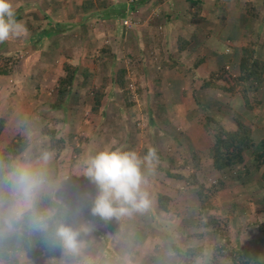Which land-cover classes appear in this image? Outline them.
Instances as JSON below:
<instances>
[{
	"label": "rangeland",
	"instance_id": "374dc122",
	"mask_svg": "<svg viewBox=\"0 0 264 264\" xmlns=\"http://www.w3.org/2000/svg\"><path fill=\"white\" fill-rule=\"evenodd\" d=\"M9 2L12 5L15 15L20 14V16L22 15L21 17H30L31 13H37L36 11L32 10L33 8L28 5V3H26L28 6H24V9L22 8V10H17V6L23 4L21 0H9ZM236 2H238V0H232L233 4ZM250 3H253L254 6ZM244 4V15L253 18L254 21L251 23V25H249V21L247 26L245 24L243 25V29H245L243 43H253L254 47L255 45L257 46L258 55L264 56V0H247V2L244 1ZM254 9H257L260 15L254 14ZM239 11L240 10L237 9V12L233 14V17H241ZM36 15L39 17L38 13ZM131 22V19L126 18L124 20L125 24H123L126 25L127 28V26L131 25ZM20 27L21 28L18 31V34L11 36L9 40L0 44V56H12L15 59L11 72L7 76H0V118L5 119V123L2 128V131L3 129L4 131L0 132V147H4L14 135L27 137L28 141H31V146L29 145L28 151L26 155L23 156V158H21L18 162L14 161V170L7 176V180L10 183L9 194L5 195L0 191V219L2 221H7L9 218H16L20 213L27 209L33 199L44 194L49 196L53 190V187H51V185L53 186V181L51 182L48 180V177L52 175V173L50 174L47 171L49 168L55 169V174H59L61 176V181L64 180V176L68 179L81 178L75 176L77 171L80 169H78L79 166L78 168H73L75 164L73 166L71 165L74 159L72 158V150L66 142V139L68 135L75 133L73 136L76 141V146L79 149L81 148L83 139L87 140L85 143L90 146L92 144L90 137L86 138L85 135L82 134L84 133L85 125L88 124L91 128L96 123L101 124V128L98 130V133L96 130H94V133L92 132L93 135H95L93 136L94 140L93 145L91 146L92 148H94L96 143L95 138H98L97 141H104V146L102 147L104 150H109L110 147H116L121 151H124V146H134V152L140 156L139 153L141 152V149H143L145 144H148L147 135L143 133V131L146 130V127L151 126V135L153 134V136H155L159 134L156 133L157 129L162 130L163 132L164 127L166 125H170V123L167 122V119H163L164 117L167 116L169 120L173 118L174 120H178L180 123L179 116H176V113L173 114V110H171L174 109L170 102L172 94L169 92V85L166 84L167 82L165 81L167 77L169 78V74H173L178 79L180 75L182 79H185V85L183 86L186 90L184 93V98L187 100H185V102L183 100L184 108L186 109V107H191V120H197L196 124L198 130L200 128V124L202 125L204 118L208 116L219 122L225 127V129L234 128V120H239L240 122L249 125L252 128L251 139L255 146L258 144L259 140L264 138V80L256 88L248 92L247 96L251 108L250 110H247L243 106L240 96L229 98L219 94L218 92H212L209 89H199V81L201 79L199 80L195 78V76L193 78L190 70L185 69L184 66L180 69H177L175 64V68L171 69L160 66V64L156 61L155 64L157 65V68L155 70H140L139 68H136L137 64H131L129 59H126L124 53H121L119 56L120 59H124L125 63L124 64L121 61L122 65H124L123 67H125L126 78V93L124 95L121 94V90L118 89V87L109 85L110 90H108L111 94L107 96L105 102L100 103V107L96 113L91 112L89 100L87 101V98L85 97L81 102H74L72 100L68 102L64 101L63 105H65V110L63 112L62 110H59L57 112L53 111L51 113L49 110H43L41 109L42 107L40 104L36 103L32 99V87L39 88V85H36L39 83L38 80L42 82L44 77L46 78L45 83L43 82V88H45V96L47 99L44 104L49 107V102L51 99H53L54 88L51 81L57 79L59 75H62V64L59 65L60 61H58V64H56L55 59L52 60V63V61H50L51 59L48 58V54L47 56L46 54L41 56V53H38L37 51L39 48H42L41 50L43 52L44 50L46 51V46L44 43H38L37 46V43L34 42L30 35L27 36V34L25 38H22V36L25 34L21 25ZM27 37L29 38L27 39ZM219 42L221 41L216 43L217 57L219 54L222 55L223 53V48L222 46L220 47L222 42ZM229 42L230 41L228 40V43L226 44H231ZM6 49L11 51L6 53L4 52ZM228 49H231L228 52L231 58L234 56L237 59L238 52L232 50L230 47H228ZM98 51L99 49H96V52ZM99 55H101L99 52L97 54L93 53V56H89L88 58L94 60L98 58ZM167 55L168 62L175 61L173 57L171 58L172 54L166 53L165 56ZM38 57H40L42 61L36 62L33 67H29L28 65H31L29 64L30 61L32 63L35 61L34 59H37ZM219 57L223 60H226L227 58L226 56ZM160 61L162 62V60ZM226 66L228 68L225 70L230 76H232L234 71L230 69V64L227 63ZM98 68L99 67L97 66V63L94 62V67L92 71H90L91 76H88L89 80L85 87L86 91L90 92L91 89L93 90L96 88L99 85L100 79L103 78L105 71H101ZM162 69H164V71L162 74H160V70ZM175 72L177 74H175ZM203 72L204 71L201 70L199 74ZM165 73H167V75ZM157 76L160 77V81L156 80ZM22 79L24 82H22ZM207 93L212 94V96L208 94L211 98H213L211 104L210 98L208 99L207 97ZM202 95H204V97H202ZM129 102H131L130 105L128 104ZM34 106H36L37 110L34 108ZM19 114L22 116V118L18 117L17 119ZM13 116H16L15 119H13ZM73 122L76 126H73ZM149 122H151V124ZM68 124H71L70 127ZM171 127L170 131L171 129L175 128ZM48 130H53L55 132L54 137L57 139H63L65 141L63 149L57 151L50 150L52 153L49 151L48 138L45 132ZM211 133L212 129H209V132L205 133V142L201 141L202 143L195 148L196 150H194L189 148V145L186 142L187 140L184 139L185 136L178 132L179 143L177 144V151H174L173 155L171 151H161V155L163 158L166 157L168 159H173L170 170L173 171L172 173H179L183 177H186L191 173L192 168H189V166L192 165L190 155H193L198 163V169L195 172L197 181L204 186V189H208L210 187L213 188L214 186L216 187L214 188L216 192L213 198L216 209L211 212L219 220L226 221V223L228 222V219L233 218L232 221L234 228H232V231L235 232L240 230L238 236L236 237L238 240L240 239V234L244 233V236H242L243 238H241V240L245 244L251 243V235L255 233L259 238L257 239V243L254 241L253 244L257 245L256 247H258L261 242L264 243V234L260 232V226L264 224V181L260 180L261 168L257 169L252 159L255 146L243 153V163L241 165H237L236 167L227 171L225 174H221L219 172L213 171L210 168L209 148L211 145ZM176 134L177 133L174 132L170 136L174 137ZM78 138H80V142ZM35 152H37V156L36 158H32ZM46 155L47 160H45ZM171 156L172 158H170ZM79 163L82 164L81 169L85 167L82 162H78L76 166L79 165ZM155 164L156 163L149 164L146 166V168L143 164L141 166L142 176H147L148 178L149 175L152 176V174L162 175L164 173L162 172L163 170H161V168L169 167L166 160L162 161V163H158L161 168L159 166L156 168ZM21 166L27 167L37 180V185L32 189L28 198H25V195L17 181L18 169ZM217 182H219V184H217ZM84 183L87 190L92 189L91 182L89 180H87V182L85 181ZM179 183V189L176 188L177 192H185V194L188 195L189 186L185 185L181 181H179ZM60 186H62V184ZM191 187L195 192V186ZM189 200V204L191 205L197 201L196 196H191V199L189 198ZM58 201L62 202L61 200ZM230 201L232 202V206L235 207V211L227 212L230 210H227V205L231 203ZM246 208L248 212L246 211ZM80 210L83 211L84 207ZM80 210L77 209V212ZM78 213L73 214L74 216L72 215L71 222L70 224H66L67 226H70L74 229L79 225V221H83L85 224L82 225H87L88 227H94L93 229H97L95 228L94 224H89L90 221L84 218L85 214H80L82 217L81 218ZM84 213H89V215H92L90 205H88L87 208L85 207ZM181 215L185 214L179 213V217H182ZM93 217L98 218V216L94 215ZM183 218L185 220L183 219L184 224H181L180 230L182 231L179 233L178 247L179 249H182L181 251H184V249L188 246L189 248H197L195 246L193 247L194 243L196 245L200 243L201 246L198 247L202 248L201 258L193 259L194 264H230L228 259H224V257L220 258L217 254H215L213 246L216 244L217 239L211 233L209 234L202 229L197 230L195 228L196 226L194 227V216ZM191 224H193V226H190ZM80 227L81 226L79 225L78 229ZM199 231H201L203 237L200 239L201 242H195L197 238L193 236V234ZM11 232L12 231L7 229H1L0 236L10 234ZM81 233L84 235L85 232ZM99 233L102 234V236L99 238L100 241L102 240L101 253L105 257L104 259H100V257H102L100 255V257L96 258L95 261L77 260L74 259L73 253L66 251L62 247V256L60 259L53 261L46 259L45 261L43 259L36 263L33 262L32 264H143L148 258L147 253L151 251L149 249H152L151 245H148L145 248L143 245L136 246V249L134 247H130L129 251L132 252L133 249L136 250H133L135 257H132L136 259L135 263L132 262L133 260H130V262L128 260H116V262L111 263L108 261V253H111V251L114 250L113 246H109L107 251L104 250V244L110 239L111 236L105 237L104 234L107 236L109 232L104 229L103 231H99ZM86 236H89L90 240L92 237H95V235H93V231L86 233L82 238L79 234L77 237L78 242L86 240ZM128 237L125 235V233L124 236L121 234L116 243L117 248H115L114 251L125 252L127 250V243H130V240L132 241V239ZM230 237L231 240L234 241V237ZM137 238L138 237L135 239ZM165 241L169 244V237L165 239ZM165 241L164 239H161V237H155L153 243L156 242L157 245H160L163 242L165 244ZM86 246L90 247L88 250L86 248L87 253L93 250L92 246ZM250 246L251 244L246 245V249H248L246 252L248 255L250 254ZM262 250H264V248H262ZM142 256L143 258H141ZM254 257H257L256 254H254ZM243 259L247 258L243 257ZM21 260L22 262H20V264H25L24 261L28 260V256H24Z\"/></svg>",
	"mask_w": 264,
	"mask_h": 264
},
{
	"label": "crops",
	"instance_id": "0c3cea01",
	"mask_svg": "<svg viewBox=\"0 0 264 264\" xmlns=\"http://www.w3.org/2000/svg\"><path fill=\"white\" fill-rule=\"evenodd\" d=\"M244 1L247 2V0H238V2L233 4L232 0H134L132 3H126L125 0H21L23 4L18 5L16 8L17 10H22V8L24 9V6L26 7L30 5L33 8L32 10L38 13L39 17H37V13H31L30 17H21L22 15L20 16V14H16L15 16H18L16 23H20L19 25H21L24 30L25 35H23L22 38H25L27 34V36L30 35L34 42L37 43V46L38 43H44L46 46V51L44 50V52L41 50L42 48L38 49L37 52L41 53V56L44 54L47 56L48 54V58L51 59L50 61L55 59L56 64L60 61L59 65L67 63L75 67L77 72H82V74L86 75L85 80H82L80 76L75 77L64 101L68 102L72 100L74 102H81L85 97L91 104L92 89L89 92L86 91L85 87L91 76L90 71H92L94 67V62L97 63L99 70L105 71L103 77L110 75L107 77V86L104 89V96L101 99V103H103L107 99V96L111 94L109 93V85L117 87V82L112 74L113 71L116 69L125 70V67H123L124 65H122L124 59L119 58L121 53H124L126 59H129L131 64H137L136 68H139L140 70H155L157 68V65L155 64L156 61L159 64L161 62L160 60L166 62L168 61V55L165 56V54H172V56H170L175 60L172 61L176 64L177 69L184 66L185 69L190 70L193 78L194 76L199 80L207 78L211 72L217 70L220 62L223 65L226 64L224 63L226 60L219 57L225 56V53H222V55L219 54L217 57L216 43L218 41L222 42L219 43H221L220 47L222 46L223 50L225 48V43H228V40L231 44L227 45H229L232 50H238L244 45L243 40L245 37V29H243V25L245 24L247 26L248 21L249 25H251L254 21L253 18L244 15ZM26 3H28V5H26ZM250 4L254 6L253 3ZM237 9L240 10L241 17H233V14L237 12ZM38 11H41L42 13H39ZM254 14L260 15L257 9H254ZM126 18H129L132 21L131 25L127 26V28L126 25H124V20ZM28 38L29 37H27V39ZM179 41L182 42V45L185 44V46H183L184 48L182 50L178 51V49L176 50V45ZM96 49H99L98 52L101 53V55L96 58L97 60L89 59L88 57H92L93 53H98L96 52ZM9 51L11 50H4L6 53ZM255 55H258L256 45ZM233 57L231 58L232 63L237 61V59ZM34 60L35 61L32 63L30 61L29 64L31 65H28L29 67H33L36 62L42 61L40 57ZM197 60H199V63L198 65H195ZM201 70L204 72L199 74ZM163 71L164 69L160 70V74H162ZM165 74L167 75V73ZM175 74L177 73L175 72ZM159 78L160 77L157 76L156 80L160 81ZM45 81V77L42 82L38 80L39 83L36 85H39V88L32 87V90L30 89L31 92H33L32 99L36 103H39L43 110H49L51 113L59 110H62L63 112L65 110V105L63 104L60 109H52L50 108V105L47 107V105L44 104L47 100L45 96L46 91L45 88H43ZM55 81L56 79L51 81L53 87ZM165 81L167 82L166 84L169 85V92L172 94L170 102L174 109L171 110H173V114L176 113V116H179L180 123L173 118L169 120L166 116L163 119H167V122H169L170 125H166L163 132L162 130L157 129V132H155L159 134L155 136H153V134L151 135V126L146 127V130L143 131V133L147 135L148 144H145L143 149H141V152L139 153L140 157L142 158L141 153L143 150H154L161 158V160L151 161L150 164L156 163V168L157 166L160 167V165H158L159 162L162 163L164 160L173 161V159H168L166 157L163 158L161 151H171L172 155L174 154V151H177V144L179 143L178 132L185 136L184 139L187 140L186 142L189 145V148L194 150H196L195 148L199 144L205 142L204 139L206 135L201 124L198 130L196 124L197 120H191V107L184 108L183 100L184 102L187 100L184 98V93L186 91L183 87L185 85V79H182L180 75L178 79L173 74H169V78L167 77ZM22 82H24V80ZM124 85H126V82ZM208 94L210 95V93H207V95ZM202 97H204V95H202ZM53 100L54 96L49 104H51ZM34 108L36 109V106H34ZM15 117L13 116V119H15ZM18 117L22 118L20 114L17 116V119ZM149 123L151 124V122ZM71 124H68V126L70 127ZM73 126H76L74 122ZM170 127H175V130L171 129L170 131ZM100 128V123H96L91 128L88 124L85 125L84 133L82 134H84L86 138L90 137L92 144L89 146L85 143L87 140L83 139L80 152L77 156L72 157L74 160L73 162L71 161V165L73 166L75 164L73 168H78L79 166L78 169L80 170L77 171L75 176L81 177L80 179H68L64 176V180L61 181V176L55 174L56 172L54 168H49L47 170L48 173H52V175L48 177V180L51 182L53 181V186L51 185V187H53L52 191L54 192H49V196L69 210L70 217L67 224H70L72 215L79 212L78 214L80 217V214H85L84 218L90 221L89 224H94L95 228H97L93 229L94 227H90L95 237H92L90 240V237L86 236V240L79 242L80 248L78 254L73 253L74 259L95 261L100 255L102 256L100 259H104L105 257L101 253L102 240L100 241L99 238L102 236L99 231H103L104 229L109 232L107 236L106 234H104V236H111L104 244V250L106 251L109 246H113L114 250L117 248L116 243L121 234L124 236L125 233L127 237L129 236L132 239V241L130 240V243H127V250L125 252L112 250L111 253H108V261L111 263L116 262V260H128L129 262L130 260H133L132 262L135 263L136 259L132 257H135L133 250L136 251V246L143 245L145 248L146 246L151 245L152 249H149L151 251L147 253L148 258L143 264H176L177 258L172 252L170 245L173 244L179 249V233L182 231L180 230L181 224H184L183 217L194 216V222L197 214V201L195 200L196 202L193 205L189 204V198L191 199V196H195V192L191 186H189V193L187 195L185 192H177L176 188L179 189V181L168 178L164 174H152V176L149 175L148 178L147 176H144V183L141 185V190L147 193L148 206L146 208L135 210L131 209V206H126L130 208L128 214L119 217H112L107 221L101 219L99 216L98 218H94L93 215L84 213L85 207L87 208L88 205L92 208L93 200L97 192L95 184L91 183L92 189L87 190L84 182L89 180L85 176L87 160L90 156H94L97 152L104 150L102 149L104 141H97L98 138H95L96 143L94 148L91 147L94 140L93 136H95L93 135L95 132L94 130L98 133ZM174 132L177 133L176 136L171 137L170 135ZM25 138L27 139V137ZM27 142L29 143L27 148L15 161L18 162L26 155L29 145L31 146V141H28L27 139ZM116 149L118 148H109V150ZM123 149L124 151H134L135 148L134 146H124ZM50 152L52 153V151ZM36 156L37 152L34 153L32 158H36ZM170 158H172V156ZM78 162H82L85 167L81 169L82 164L80 163L76 166ZM144 165L146 168L149 164L145 163ZM169 172L172 171L169 170ZM61 184L62 186H60ZM157 194L168 198L165 211H161L156 205ZM57 199L62 202H59ZM83 207L84 210H80L83 209ZM77 209L80 211L77 212ZM227 210V212L235 211L232 202L227 205ZM246 211L248 212L247 208ZM179 213L185 215L179 217ZM232 220L233 218L228 219L227 222L228 235L229 237H234V241L231 240V237L229 238L230 245H237L242 257L251 258L255 261H264V250H262V248H264V243L261 242V244L256 247L257 245H254L253 243L254 241L257 243L259 237L253 233L251 235L252 241L249 248L250 254L248 255L246 252V250H248L246 249V245L250 244L242 242L241 238H243L242 236H244V233L240 234L239 240L236 238L240 230L235 232L232 231V228H234ZM79 222L80 226L85 224L83 221ZM78 226L74 229L78 230ZM190 226H193V224ZM86 233H90V231L85 232L84 235ZM80 235L81 238L84 236L81 232ZM136 237L138 238L135 239ZM155 237H161L164 241L169 237L170 243L168 244L165 241V244L163 242L160 245H157L156 242L153 243ZM200 239L197 238L195 242H201ZM86 245L92 246L93 250L87 253L86 248L88 250L90 247H87ZM194 246L198 247L201 245L200 243L198 245L194 243L193 247ZM130 247H134L135 249L131 252L129 251ZM254 254H256L258 258L254 257ZM24 256H28V260L24 261L25 264L36 263L44 259L43 257L33 259L28 254L20 253L18 254L19 264L22 262L21 259ZM141 258H143V256Z\"/></svg>",
	"mask_w": 264,
	"mask_h": 264
},
{
	"label": "trees",
	"instance_id": "16d2710c",
	"mask_svg": "<svg viewBox=\"0 0 264 264\" xmlns=\"http://www.w3.org/2000/svg\"><path fill=\"white\" fill-rule=\"evenodd\" d=\"M134 2V1H133ZM132 3V2H131ZM18 16H14L16 21ZM185 46L179 41L176 45V50H182ZM225 43L223 54L225 53L226 63L221 62L217 70L211 72L207 78L199 81V89L211 90L218 92L221 95L232 98L240 96L245 109L250 110V102L248 99V92L260 85L264 80V56L255 55V47L253 43H246L242 45L237 51V61H231L229 50ZM230 60V61H229ZM15 59L12 56H0V76H7L14 65ZM160 62V66L167 68H175L173 62ZM199 60L195 62L198 65ZM230 64V69L234 71L230 76L225 70ZM226 66V67H225ZM224 68V69H223ZM62 75L56 79L53 88L54 100L50 104L52 109L62 108V104L66 98L72 82L75 77L80 76L85 80L86 75L82 72H77V69L67 63L61 66ZM117 87L121 90V94L126 92L125 70L116 69L112 73ZM84 86V85H82ZM107 86V77H103L99 85L91 91L90 110L96 113L100 107L101 99L104 96V89ZM212 96V94H210ZM210 104L212 99L210 96ZM126 98V97H125ZM131 102L128 104L130 105ZM234 128L225 129L215 119L206 116L202 123V128L205 133L212 129L211 145L209 148L210 168L221 174H225L230 169L241 165L243 163V153L253 148L255 145L251 139L252 128L239 120H234ZM5 119L0 118V132L2 131ZM48 138L49 150H61L64 148V140L54 137L53 130L45 131ZM44 132V133H45ZM79 142H80V138ZM66 142L72 150V155L77 156L80 149L76 146V141L73 135H68ZM28 146L25 137L14 135L4 147H0V191L8 195L10 183L7 176L14 170V161L17 160ZM253 162L257 169L261 168L260 180L264 181V138L258 141L254 147ZM148 150H143L142 158L146 156ZM191 158V173L186 177L180 174L169 172L172 161H167L169 167L161 168L164 175L168 178L181 181L187 186H195V196L197 200V214L194 221V227L197 230H205L211 233L216 239V244L213 246L215 254L220 258H227L230 264H264V261H255L251 258L243 259L239 247L237 245L230 246L229 235L227 231L226 221H221L211 211H214L215 205L213 198L215 196L216 188L204 189L196 179L195 172L198 169L197 160L190 155ZM161 160L159 155L155 153V158L152 161ZM219 184V182H217ZM168 198L157 194L156 205L161 211L166 210ZM70 212L65 206L58 203L51 196L46 194L39 196L31 201L29 207L20 213L14 219L2 221L0 219V230L7 229L12 231L10 234L0 236V264H18V254L25 253L31 258L36 259L43 257L46 260H58L62 256V246L55 239L56 227L63 223L67 224L69 221ZM46 225V227H42ZM260 232L264 234V224L260 226ZM208 234V235H209ZM193 236L200 239L203 237L201 231L194 233ZM170 248L177 258L176 264H194L193 259L201 258L202 248H185L178 249L171 244Z\"/></svg>",
	"mask_w": 264,
	"mask_h": 264
},
{
	"label": "clouds",
	"instance_id": "9594fccd",
	"mask_svg": "<svg viewBox=\"0 0 264 264\" xmlns=\"http://www.w3.org/2000/svg\"><path fill=\"white\" fill-rule=\"evenodd\" d=\"M14 10L9 0H0V43L18 34L20 25L14 19ZM155 158V151L149 149L141 158L134 151L103 150L87 160L85 176L96 185L97 192L93 200L91 213L107 221L112 217L128 214L131 209L142 210L148 206L147 193L141 190L144 182L141 166L150 164ZM47 160V155L45 156ZM18 184L25 198H28L37 180L33 173L24 166L18 169ZM46 227V225H42ZM92 229L81 225L78 230L63 223L55 229V239L66 251L78 253L80 244L77 240L80 232Z\"/></svg>",
	"mask_w": 264,
	"mask_h": 264
},
{
	"label": "built area",
	"instance_id": "2783aa9c",
	"mask_svg": "<svg viewBox=\"0 0 264 264\" xmlns=\"http://www.w3.org/2000/svg\"><path fill=\"white\" fill-rule=\"evenodd\" d=\"M126 1V3H131V2H133L134 0H125Z\"/></svg>",
	"mask_w": 264,
	"mask_h": 264
}]
</instances>
